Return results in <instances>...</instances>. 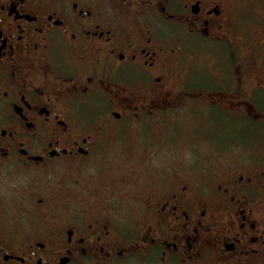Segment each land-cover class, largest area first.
Returning <instances> with one entry per match:
<instances>
[{"label":"flooded vegetation","instance_id":"1","mask_svg":"<svg viewBox=\"0 0 264 264\" xmlns=\"http://www.w3.org/2000/svg\"><path fill=\"white\" fill-rule=\"evenodd\" d=\"M232 5L0 0V264H264V27ZM158 124L189 164L108 178Z\"/></svg>","mask_w":264,"mask_h":264},{"label":"rangeland","instance_id":"2","mask_svg":"<svg viewBox=\"0 0 264 264\" xmlns=\"http://www.w3.org/2000/svg\"><path fill=\"white\" fill-rule=\"evenodd\" d=\"M233 3V10H234V22L235 24L239 25L241 31L244 34L250 32L252 29H260L264 27V0H231ZM250 33L247 35L249 38ZM201 66L202 63L198 62ZM210 62H208L209 64ZM206 64V65H208ZM205 65V64H204ZM203 65V66H204ZM207 73V72H206ZM219 75L222 74V70L219 69L216 71ZM210 73H207L209 75ZM211 76V74H210ZM205 81V80H204ZM179 113L182 115L181 108H179ZM178 120H182L177 118ZM176 119V120H177ZM172 120V119H171ZM175 120V121H176ZM238 123L236 120H224L221 125H218L220 129L219 132V139H221L222 143H226L229 138L231 137L232 131L235 125ZM181 125V122L178 123ZM169 125L167 124H158L157 129L163 131V135L165 138H157L153 137L152 139L145 138L142 139L140 136L137 140H134L130 145L129 148H122L120 153H112L109 157V161H107V166H112L113 164L120 163V160L123 161L122 167H120L116 171L109 170L108 171V178H124V177H131L135 181L142 183L144 181H152L157 171L154 169L145 170L140 169V173L137 171H133V167L135 162L141 159H145L147 157H156V160L162 166V174L169 173V164H173L174 169H180L183 166V163L189 164V153L190 149H194L196 146H200L199 143L190 142L194 138L190 136H181L178 135L174 139V144L171 147L172 141L167 139V135L170 133L168 132ZM247 132L243 135L242 138H246ZM132 139H136L135 133L131 135ZM161 139L162 142L165 143L164 147H161ZM205 144V140L203 141ZM241 156L245 157L243 153H246V149L240 150ZM113 155H117V159H114ZM250 156V154L246 155ZM113 160V161H112ZM3 166L0 167V173H2ZM191 169V170H190ZM188 169L194 174L201 173L202 170L196 169L191 167ZM5 189V185L1 187V191ZM123 191V190H122ZM124 212L128 211L127 209H122Z\"/></svg>","mask_w":264,"mask_h":264}]
</instances>
